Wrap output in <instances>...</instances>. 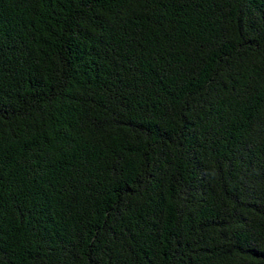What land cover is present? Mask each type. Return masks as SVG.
Here are the masks:
<instances>
[{
	"label": "trees",
	"instance_id": "trees-1",
	"mask_svg": "<svg viewBox=\"0 0 264 264\" xmlns=\"http://www.w3.org/2000/svg\"><path fill=\"white\" fill-rule=\"evenodd\" d=\"M0 264H264V0H0Z\"/></svg>",
	"mask_w": 264,
	"mask_h": 264
}]
</instances>
